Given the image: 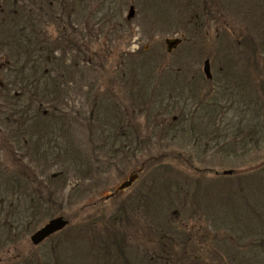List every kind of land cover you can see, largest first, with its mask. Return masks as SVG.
Masks as SVG:
<instances>
[{
    "label": "rangeland",
    "instance_id": "rangeland-1",
    "mask_svg": "<svg viewBox=\"0 0 264 264\" xmlns=\"http://www.w3.org/2000/svg\"><path fill=\"white\" fill-rule=\"evenodd\" d=\"M19 1L66 71L0 75V264H264V0Z\"/></svg>",
    "mask_w": 264,
    "mask_h": 264
},
{
    "label": "trees",
    "instance_id": "trees-1",
    "mask_svg": "<svg viewBox=\"0 0 264 264\" xmlns=\"http://www.w3.org/2000/svg\"><path fill=\"white\" fill-rule=\"evenodd\" d=\"M18 4H20L19 0H6L3 5L4 6L3 11L0 10V15H2V12L5 14L4 22H10L6 24V28H9L10 30L9 36H8V40L10 41L3 43L1 46V47H4L5 45V46H8V48L10 49V54H6L5 57L7 59H4V60L9 62L10 60L8 59L10 58L12 54H14L13 57L17 58L15 60L16 65H19L21 64L19 61L20 54L24 57V60H23L24 73H21V72H19L18 74L13 73V77L17 76V78L14 80L12 85H16V84L19 85L21 88L20 93L25 92L27 94V92H30L29 94L33 93V95L35 93H38L39 96L51 95V96H55L54 98L59 99L60 92H59L58 84H59V79H62L61 76L63 77L65 76L62 73L63 71H66L65 69H62L65 59L64 61L62 59H55L54 53L51 54L50 50L47 48L45 49L46 55L42 54L44 49L39 46L40 42L38 41L40 38V33H36L33 30L32 18L29 16L27 18L24 17L22 13V9H20V7L18 8L17 6ZM23 12H24V8H23ZM260 20L261 22L263 21L262 19ZM260 27L261 26L259 25L254 26L255 29H259ZM259 45H260V42H259ZM41 62L43 66L40 65ZM49 63L53 64L54 68H52V70L58 73V78L57 77L54 78V76L52 75L53 72L48 67V65H50ZM7 64L8 63L5 64L4 69H0V75L1 74L3 75L4 73H6L5 76L8 78V76L12 75V73L9 72L8 70L9 67ZM30 64H33V67H30ZM142 64L148 67L147 62L144 58L142 60ZM148 68L150 69V65ZM147 85L149 84H146L145 87H147ZM158 85L161 88V85L160 84ZM51 100H53V98ZM27 104L24 105L25 108L27 107L26 109H28ZM22 109L20 107V109L18 110L15 109V112L12 113V115H15L16 113L19 115L20 120H21L19 124H24V118L26 120L30 119V117L24 113L25 109L24 108ZM55 114L57 113L55 112ZM14 117L17 118L16 115ZM21 126H20V130L18 129V127L16 129L13 128V130L11 129V132L16 130V134L14 135V137H12L13 140L18 141L20 138L21 140L22 138L23 139L26 138V135ZM30 140H33V139L30 138ZM37 143L38 141H36V145H32V146L33 147L37 146L38 149H41L42 145L41 144L37 145ZM22 220L17 228H24V224L22 225ZM6 230L7 228L5 227L0 228V232L2 231L4 232Z\"/></svg>",
    "mask_w": 264,
    "mask_h": 264
},
{
    "label": "water",
    "instance_id": "water-1",
    "mask_svg": "<svg viewBox=\"0 0 264 264\" xmlns=\"http://www.w3.org/2000/svg\"><path fill=\"white\" fill-rule=\"evenodd\" d=\"M130 12H131L130 18H132L134 12L132 8ZM179 44H180V40H167L166 45L168 52L174 50ZM204 74L206 75L208 80L212 79L209 61H206L204 64ZM231 174L232 171L224 172V175H231ZM137 178H138L137 174L131 176L128 181H126L120 186L119 191H125L128 188H130L137 180ZM68 226H69V221L65 220L63 217L52 219L31 236V243L33 246H39L53 235L60 233L66 228H68Z\"/></svg>",
    "mask_w": 264,
    "mask_h": 264
},
{
    "label": "flooded vegetation",
    "instance_id": "flooded-vegetation-1",
    "mask_svg": "<svg viewBox=\"0 0 264 264\" xmlns=\"http://www.w3.org/2000/svg\"><path fill=\"white\" fill-rule=\"evenodd\" d=\"M4 47H8V46H5V45H4ZM4 47H1V48H0V52H1V50L4 49ZM20 57H21V58H20L21 60L24 59V57H23L21 54H20ZM1 58H2V57H1ZM22 63H23V62H22ZM11 71H12V72H16L15 69H14V70H11ZM21 73H24V67H23V66H22V68H21Z\"/></svg>",
    "mask_w": 264,
    "mask_h": 264
}]
</instances>
